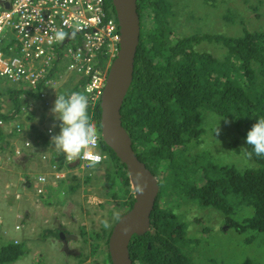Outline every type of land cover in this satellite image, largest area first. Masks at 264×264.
I'll return each mask as SVG.
<instances>
[{"label":"trees","instance_id":"trees-1","mask_svg":"<svg viewBox=\"0 0 264 264\" xmlns=\"http://www.w3.org/2000/svg\"><path fill=\"white\" fill-rule=\"evenodd\" d=\"M178 1L137 0L141 36L133 83L121 109L122 123L132 138L136 155L157 177L160 192L151 214V230L142 236L134 235L130 242L135 264H198L203 242L189 236L190 216L187 210L180 209L189 199L221 213L227 231L234 228L239 233L249 232L243 238L250 242L261 243L260 239H264V157L253 155L256 166L239 169L233 164L219 165L209 150L195 151L201 138L214 130L215 119L231 123L235 138L230 144L236 152H241L237 145L248 147L247 131L257 117H264V31L243 28V34L226 35L218 27L208 26V30L206 24L198 25L202 20L199 14L186 17L185 3ZM206 4L211 10L219 9L220 21H234L230 7L221 14L219 0H207ZM210 46L221 52L206 49ZM101 61L106 64L105 58L101 57ZM64 86L59 94L77 91L84 95L81 82L73 76ZM9 89L3 88L1 93L10 96V111L19 113L26 100ZM32 96L39 97L37 93ZM208 112L216 113L211 121H207ZM100 113L99 102L95 107L89 104L96 126L100 124ZM6 117L0 112V118ZM101 151L105 156L102 164L111 168L108 193L129 210L134 191L128 170L104 142ZM56 154L59 157L61 153ZM57 159L53 162H59L62 168L64 157ZM85 179L88 181L91 176ZM61 180L70 194L81 183L70 172ZM239 212L244 215L239 216ZM113 225L93 235L94 239L104 238L107 244ZM205 231H210V227H205ZM207 248L206 245L203 253ZM24 252L23 242H3L0 236V264L12 263ZM262 258L257 254L254 264ZM105 261L110 262L109 253ZM210 261L243 264L241 260L231 262L227 254H217Z\"/></svg>","mask_w":264,"mask_h":264},{"label":"rangeland","instance_id":"rangeland-1","mask_svg":"<svg viewBox=\"0 0 264 264\" xmlns=\"http://www.w3.org/2000/svg\"><path fill=\"white\" fill-rule=\"evenodd\" d=\"M182 1L188 10L186 17H192L194 13L199 14L198 18L202 19L198 22L199 26L206 24L207 28L208 26L211 29L218 27L217 30H224L226 35L243 34V28L250 31H264V0L262 2L260 0H219L221 14L225 12L224 9L230 7L234 14L233 22L220 21L218 18L219 9L211 10L206 4L207 0H180L183 4ZM180 2L178 1L179 4ZM189 27L191 26L186 25V28ZM206 49L215 53L221 52L212 46L206 47ZM59 68L70 71L67 61H62ZM0 88L7 89L10 87L0 81ZM61 88H66V86L62 85ZM52 90L50 89L48 92ZM12 97L15 98L14 95ZM9 98L10 96L5 94L0 96L2 105H5L7 109L13 106ZM212 114L216 115L215 112H208L207 115L210 116V120L207 119V121L212 120ZM43 120L46 119L43 117L41 122ZM219 121V119L212 120L214 125L217 124L214 130L216 127L219 129L218 133L215 134L216 136L213 134L214 130L206 133L195 151L202 153L209 150L212 153V158L219 165L233 164L239 169L256 166L252 157L251 159L245 158L244 151L247 147L245 144L237 145L241 152H236V149L231 146L230 143L235 138L231 123ZM7 145L6 134L0 133V236L3 242L7 240L13 242L15 238L22 239L26 249L22 257L8 264H48L45 259L50 256L49 253L45 252L48 248L53 251L54 255L58 256L57 264H72V261L75 262L74 264H103L99 247L101 244L103 247L104 244L102 241L97 242L93 235L109 228L126 212L125 207L117 203L116 200L114 201V198L108 193L112 185L111 178L108 177L111 168L102 164L104 158L99 167L87 166L86 164L81 166L79 164L77 169L71 171L81 182L73 193H66V185L61 182L62 180H58L55 184L46 185L48 192L45 195H36L35 175L40 170L50 175L49 168L36 167L35 164L28 166L23 173L29 175L31 186L22 188L20 185H26L25 181L27 180L26 177H23L19 181L18 170L21 173L20 167L22 165L14 159L9 161L1 154L10 150ZM37 159L41 161L40 156ZM23 164L25 165V162ZM88 176H91V179L86 181L85 178ZM11 179L14 180L11 181ZM17 181L19 187H16L15 191L19 195L18 202L13 201L12 205L14 206L7 205L9 199L15 198V195L12 193L10 197H5L6 190L3 187L8 182L17 186ZM36 196H39L38 200ZM183 203L180 208L181 211L187 210L190 216L189 236L201 238L203 242L199 247L201 254H199L198 264H212L213 261L209 262V258L214 257L216 259L217 254H227L231 262L237 263L241 260L243 264L248 261L250 264H254L257 254H261L263 258L260 259L261 261L258 260L257 264H264V239H260L261 243L247 241L243 236L247 237L251 233H239L234 228L232 231H227L225 217L215 209L202 208L190 199ZM41 205L43 206L41 207ZM238 215L242 216L244 213L239 212ZM61 222H65L64 231L69 237L70 248L78 252L73 259L58 251L52 240L54 234L49 228L53 227L57 230V227L61 226L59 225ZM21 223L24 224V229H16L15 225ZM205 227H210V231H205ZM258 237L259 235L257 239ZM97 243L101 244L97 246ZM206 245L208 248L203 253ZM82 260L83 262H81ZM217 264H227V262L219 261Z\"/></svg>","mask_w":264,"mask_h":264},{"label":"built area","instance_id":"built-area-1","mask_svg":"<svg viewBox=\"0 0 264 264\" xmlns=\"http://www.w3.org/2000/svg\"><path fill=\"white\" fill-rule=\"evenodd\" d=\"M113 13L109 0H0V81L14 86L23 99L33 98L28 92L47 101L72 71L80 78L87 76L85 93L99 98L106 75L94 70L93 64L104 43L120 38ZM62 61L68 62L70 71L60 70ZM98 145L96 129L89 145L93 153L80 157H105ZM38 180L45 183L46 177ZM46 191L45 186L37 189L38 194Z\"/></svg>","mask_w":264,"mask_h":264},{"label":"clouds","instance_id":"clouds-1","mask_svg":"<svg viewBox=\"0 0 264 264\" xmlns=\"http://www.w3.org/2000/svg\"><path fill=\"white\" fill-rule=\"evenodd\" d=\"M109 2L113 8L111 0H109ZM113 12H114L113 15L115 16V20L118 23V27H119L118 33L120 35V25L114 8H113ZM119 51H120V38L117 43H110L108 45L104 43L101 46V50L97 55L95 63L93 64L94 70L100 72L103 75H106V81L110 71V67L113 64V61L116 59ZM101 57L106 59L105 65H103L101 61ZM72 76L75 77L77 82H81V86H82L81 92H84V95L77 91H71V92L59 94L61 86L64 85V82H66L67 79ZM79 76L75 72L71 71V73L67 74L66 80H64L60 85L58 93H54V92L50 93V96H52V108L50 103V96L46 101L47 103L45 104L42 102L41 99L39 100L34 97L32 99L24 98L26 102L22 106L26 105L27 108L23 110L21 106V110L19 111V113L11 112L9 114L8 112H3L1 110L2 108L0 107V112L7 114L6 118H0V133L6 134L7 143H8L7 146L10 147V150L8 152L4 151L1 154L2 155L5 154L6 158L10 157L8 159L9 161H11V159H13L18 154H22L19 148L14 145L13 141L16 138V136L25 134L21 138L23 140V147L24 148L33 147V149L36 150L38 157L40 156L41 162L44 164L46 162L48 163L50 175L47 173H39L35 177V183L37 186L36 195H44L45 193L48 192V190L46 189L47 191L44 194H38L37 193L38 187L40 186L46 187V185L50 183L55 184L56 181L65 179L67 177L68 172L72 173L71 171L73 169H77L79 167L78 166L79 164H81V166H84L83 164H85V162L80 161L79 158L77 157H80V155L83 154L82 152L85 150L94 149L89 145L93 137L96 135V129H97V134L99 135V145L97 148H99L102 154L101 142H103V139H102L100 124L99 126H96V123L91 118L92 113L90 116L89 101L86 97L85 91H83L85 87V82L87 83V76H83V77L81 76L82 78H80ZM106 81H105V85H106ZM9 87H11V85H9ZM2 89L3 88H0V93ZM18 94L20 95V93ZM55 94H57L56 97L54 96ZM1 95L2 93L0 94V96ZM30 95L32 96V94ZM89 96L91 99L90 101L91 106L95 107L98 102L100 103L102 94L99 98L91 95ZM19 98L23 100L21 96H19ZM31 103L33 104V106L30 108L29 104ZM0 106H2L1 101H0ZM49 109L52 114L46 115L47 114L46 111ZM41 111L43 112L40 113ZM51 116H53L54 120H56L57 122L54 127H49L41 124L43 117L46 119V121L50 122L51 124H54V120H49L51 119ZM40 117H42L41 120ZM58 126L59 128L57 129ZM49 129H51L52 131L49 132ZM218 131L219 129L218 127H216L213 134L214 135L217 134ZM14 132H16V134ZM11 133H13L14 135H10ZM35 140L37 141V146ZM245 142L248 145V147L245 148L244 151L245 158L251 159L253 155H255L256 157H264V117H257L255 123L247 131V134L245 136ZM23 147H20V149H23ZM201 147H203V145H201ZM57 151L61 153L59 157L56 154ZM23 156L24 154H22V157ZM61 156H63L65 160H64V166L62 168H59V162H53V159L61 158ZM67 164L73 165L74 167L68 168ZM23 171L24 170L21 169V173H20V171L18 170V175H19L18 177L21 178V176L23 175ZM59 174H64V176L58 178L57 175ZM39 176H45L46 182L45 183L39 182L38 180ZM26 178L27 180H30L29 175ZM140 179L141 177L138 174L136 177L138 183L137 191H142V188L139 186ZM9 186H13V184L11 182H8L7 185L3 187L6 190L5 197H10L13 193L15 195V199L19 198V195H17L16 198V193H15L16 186H13V189H9ZM25 186L29 187L27 184ZM62 193L64 194V192ZM37 198H39V196H36V199ZM23 225H24L23 223L16 224L15 228L24 229ZM53 234L54 236L56 235V230L53 231ZM20 242H23V240L19 238H15L13 241V243L15 244H19ZM45 252L50 254V256H47L45 258L48 264L58 263L59 261L58 256L54 255L53 251L50 250V248Z\"/></svg>","mask_w":264,"mask_h":264},{"label":"water","instance_id":"water-1","mask_svg":"<svg viewBox=\"0 0 264 264\" xmlns=\"http://www.w3.org/2000/svg\"><path fill=\"white\" fill-rule=\"evenodd\" d=\"M120 25V51L110 67L100 100V129L103 142L125 164L134 190L132 207L114 224L108 239L112 264H135L129 245L134 235L151 230V214L160 192L157 177L133 149L132 138L122 123L121 109L133 83L135 58L141 36L137 0H111ZM8 5V4H6ZM141 179L137 191V175Z\"/></svg>","mask_w":264,"mask_h":264},{"label":"crops","instance_id":"crops-1","mask_svg":"<svg viewBox=\"0 0 264 264\" xmlns=\"http://www.w3.org/2000/svg\"><path fill=\"white\" fill-rule=\"evenodd\" d=\"M14 87H10V89L9 90H13L14 91ZM8 93V92H7ZM20 95L18 94V97H19ZM86 97H87V99H88V101H89V104H90V101H91V99H90V96L88 95V94H86ZM50 103H51V108H52V96H50ZM1 110L3 111V112H8L9 114L11 113V111H10V109H11V107L9 108V109H7V108H5V105H2L1 106ZM50 108V109H51ZM50 109L49 110H47L46 112H47V114L46 115H50V114H52L51 113V111H50ZM37 112H38V110H37ZM43 111H41L40 113H42ZM49 120H54V118H51V119H49ZM57 122H56V120H54V124H51L50 122H48V121H46V120H43V122H41V124L42 125H45V126H49V127H54L55 126V124H56ZM23 135H25V134H23ZM23 135H20V136H16V138L14 139V141H13V143H14V145L16 146V147H18L19 148V150L21 151V153L22 154H24V156L22 157V154H18L17 156H15L13 159L14 160H16L18 163H20L23 167H20L22 170H25L27 167L26 166H34V164H35V166L37 167V166H39L40 168H43V167H45V168H47L48 167V163L46 162L45 164L44 163H42L41 161H39V159H37V157H38V154H37V152H36V150L35 149H33V147L32 148H30V147H26V148H24L23 147V140L21 139L22 138V136ZM36 141V140H35ZM36 146H37V141H36ZM20 147H23V149H20ZM4 156H5V154H3ZM10 157H8L7 159H9ZM23 162H25V165L23 164ZM39 173H43V170H40V172ZM38 173V174H39ZM38 174H36L35 175V177L38 175ZM28 176V174L27 173H23V175L21 176V178H23V177H27ZM21 178L19 179V181H21ZM12 180H14V179H11V181ZM25 183L28 185V186H31V182H30V180H26L25 181ZM13 184V183H12ZM14 185V184H13ZM22 188H26L27 186H25V184H22V185H20ZM16 187H19V184H18V181H17V186ZM15 187V188H16ZM9 189H13V186H9ZM15 193H16V191H15ZM46 194V193H45ZM44 194V195H45ZM17 195H18V193H16V198H17ZM57 195V194H56ZM34 199V198H33ZM39 198H37V200H38ZM32 200V199H31ZM13 201L14 202H18V198L17 199H15V198H13V197H11L10 199H9V201L7 202V205H12L13 204ZM18 205V204H17ZM16 205V206H17ZM12 206H14V205H12ZM12 206H9L10 208L12 207ZM43 205H41V207H42ZM40 207V208H41ZM20 216V215H19ZM33 226H35V225H33ZM64 226H65V222H64ZM50 229V231H55V228H53V227H51V228H49ZM26 235H28V233L26 232ZM49 249V248H48Z\"/></svg>","mask_w":264,"mask_h":264},{"label":"flooded vegetation","instance_id":"flooded-vegetation-1","mask_svg":"<svg viewBox=\"0 0 264 264\" xmlns=\"http://www.w3.org/2000/svg\"><path fill=\"white\" fill-rule=\"evenodd\" d=\"M111 221L112 220L110 219V222ZM59 225H61V226L57 227L56 235L52 239L54 241V245L56 246L58 251L63 252L64 254H66L67 256H69L70 258L73 259V258L76 257L75 255H77L78 252L76 250L70 248L69 237L66 234V232L64 231V229H65L64 222H61ZM57 240H59V241H57ZM95 240L97 242L98 241H102L103 244H104V246L102 247L101 243H97V246H99L101 244L99 249H100V256L102 257V260H103V264H112L111 260H110V262L105 261V257L107 258V253H109V251H108V243L107 244L105 243L104 238L95 239ZM81 262H83V260ZM74 263L75 262L72 261V264H74Z\"/></svg>","mask_w":264,"mask_h":264},{"label":"bare ground","instance_id":"bare-ground-1","mask_svg":"<svg viewBox=\"0 0 264 264\" xmlns=\"http://www.w3.org/2000/svg\"><path fill=\"white\" fill-rule=\"evenodd\" d=\"M82 153H85V154L89 155L90 153H93V152L90 151V150H85ZM78 158L83 160L87 166H99L98 164H100V162L103 160L104 157H102L99 160H95L93 158L92 159H87V158H83V157H78Z\"/></svg>","mask_w":264,"mask_h":264}]
</instances>
